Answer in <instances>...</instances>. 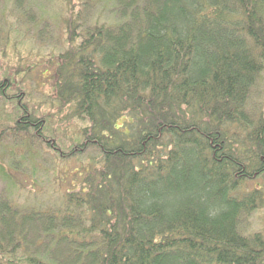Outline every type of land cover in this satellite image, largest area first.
<instances>
[{
  "label": "trees",
  "instance_id": "16d2710c",
  "mask_svg": "<svg viewBox=\"0 0 264 264\" xmlns=\"http://www.w3.org/2000/svg\"><path fill=\"white\" fill-rule=\"evenodd\" d=\"M75 3L50 77L80 135L66 148L51 138L5 72L16 113L0 138L25 131L60 158L97 152L58 206L3 199L0 264H264V235L240 227L264 205V189L245 187L264 172V116L248 108L264 0H114V19L92 22Z\"/></svg>",
  "mask_w": 264,
  "mask_h": 264
},
{
  "label": "rangeland",
  "instance_id": "374dc122",
  "mask_svg": "<svg viewBox=\"0 0 264 264\" xmlns=\"http://www.w3.org/2000/svg\"><path fill=\"white\" fill-rule=\"evenodd\" d=\"M113 5L114 0H76L74 14L77 17L83 9L84 21H110L114 19ZM67 7L68 0H0V73L7 72L25 86L24 99L36 112L46 114L51 128L48 133L64 148L73 144L71 137L79 136L85 124L71 115L70 105L61 107L50 77L55 54L65 49L66 31L61 19L67 16ZM248 108L264 116V71L250 95ZM15 113L14 103L0 96V124L11 123ZM96 152L91 147L60 158L37 136L7 130L0 138V205L7 199L22 207L58 206L63 190L80 178L79 171L89 165V157ZM257 186L264 189V172L245 182L248 190ZM240 225L246 234L258 231L264 235V205L244 214Z\"/></svg>",
  "mask_w": 264,
  "mask_h": 264
}]
</instances>
